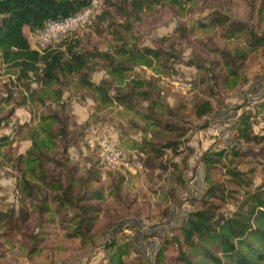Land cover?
I'll return each mask as SVG.
<instances>
[{"label":"rangeland","instance_id":"obj_1","mask_svg":"<svg viewBox=\"0 0 264 264\" xmlns=\"http://www.w3.org/2000/svg\"><path fill=\"white\" fill-rule=\"evenodd\" d=\"M261 12L264 0H166L130 17L128 29L118 26L115 39L85 25L79 31L84 45L103 54L88 63L89 78L105 80L113 99L83 87L77 74L43 85L0 64V135L8 138L0 148V264H111L116 256L127 264H176L173 245L160 253L163 237L199 207L210 182L237 189L227 170L232 147L252 152L237 162L250 188L264 183V143L232 140L230 129L250 111L254 131H263L264 44L249 51L243 32H228V22L205 25L220 13L248 21L261 36ZM144 47L165 55L142 56ZM225 53L235 59L231 67ZM232 67L237 75L230 74ZM172 74L189 88L171 83ZM124 93L132 103L116 100ZM205 102L211 110L199 116ZM150 116L177 130H161ZM105 121L119 146L143 151L141 171L120 174L98 166L84 133ZM223 150L207 170L202 156ZM39 166L48 179L59 176L63 183L73 175L72 204L56 202L60 191L41 181ZM244 192L236 193L239 200ZM225 199L219 211L237 207ZM22 206L28 219L20 230L5 215L19 221Z\"/></svg>","mask_w":264,"mask_h":264},{"label":"trees","instance_id":"obj_2","mask_svg":"<svg viewBox=\"0 0 264 264\" xmlns=\"http://www.w3.org/2000/svg\"><path fill=\"white\" fill-rule=\"evenodd\" d=\"M163 1L166 0H101L100 6L90 18L92 22L89 23V20L87 25L100 36L115 39L114 33L117 32L118 26L128 29L130 17L137 18L144 8L160 4ZM171 1L186 4L194 0ZM87 3V0H0V64L15 70L19 79L31 78L43 85L58 82L70 75L77 74L83 87L113 99L109 96L105 80L99 84L90 80L88 63L96 56L103 54L87 48L84 45V36L79 31L60 36L43 51L37 50L30 38L48 20L73 15L83 9ZM260 15L262 18L264 13L261 12ZM226 22H228V32H243L248 47L251 48L249 51L254 52L264 44V35L259 36L248 21H232L217 13L205 25L221 26ZM139 53L142 56H153L154 58L165 55L163 50L151 47H144L140 49ZM225 56L228 58L226 59L227 65L231 67L230 64L235 59H230L228 53H225ZM238 73L235 67L230 68L232 76ZM115 98L120 102L132 103L127 93L117 94ZM135 105L137 104L134 103L133 106ZM210 110V103H202L198 115L203 116ZM250 114V111L243 112L237 122L230 127L232 140L262 144L264 143V128L261 133H256L249 120ZM149 119L161 130H177L174 124L163 122L153 116H150ZM61 135H63L62 129L56 136L61 137ZM7 139L6 136L0 135V148L7 143ZM165 146L173 148L174 144ZM91 150L95 152L94 155L97 158L96 151ZM230 150L232 158L229 159V162L231 166L227 170L237 189H229L223 182H210L202 197L197 199L199 207L188 211L182 222L172 229L170 234L163 237V247L159 252L162 253L164 248L173 245L177 252L174 258L176 264H257L264 262V183L251 189L246 176L237 169V162L243 156L252 153L249 149L242 151L240 148L232 147ZM131 152L139 155L144 166L143 151ZM223 153L224 150L215 153V156L208 153L202 156L207 170H210L215 162H219ZM96 162L102 168L98 158ZM109 171L120 173L119 171ZM39 174V178L46 186L60 191L54 196L58 204H72L73 175L70 174L69 180L63 183L59 176L48 179L51 176L47 174L44 166H39ZM23 178L28 184V180ZM241 189L245 190L244 198L239 200L236 193ZM225 198H232L238 202L237 207L228 212L219 211L221 203L226 201ZM19 211V221L13 215L5 216L9 219L10 225L14 223L13 227L21 230V222L26 221L28 215L24 206ZM111 264L127 263L120 256H116Z\"/></svg>","mask_w":264,"mask_h":264},{"label":"built area","instance_id":"obj_3","mask_svg":"<svg viewBox=\"0 0 264 264\" xmlns=\"http://www.w3.org/2000/svg\"><path fill=\"white\" fill-rule=\"evenodd\" d=\"M87 2L83 9L73 15L48 20L42 28L31 35L33 46L43 51L60 36L84 28L93 12L100 6L101 0H87ZM170 78L175 86L181 85L183 89L190 86V83L183 81L179 75L172 74ZM85 143L96 151L101 167L106 170L136 174L143 168L138 154L126 150L115 142L113 126L107 121L91 125L85 134Z\"/></svg>","mask_w":264,"mask_h":264}]
</instances>
